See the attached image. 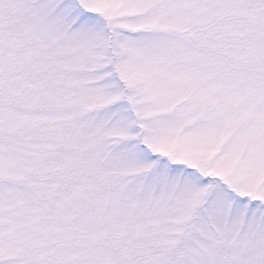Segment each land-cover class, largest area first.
I'll list each match as a JSON object with an SVG mask.
<instances>
[{"label": "snow or ice", "instance_id": "snow-or-ice-1", "mask_svg": "<svg viewBox=\"0 0 264 264\" xmlns=\"http://www.w3.org/2000/svg\"><path fill=\"white\" fill-rule=\"evenodd\" d=\"M0 264H264V0H0Z\"/></svg>", "mask_w": 264, "mask_h": 264}]
</instances>
